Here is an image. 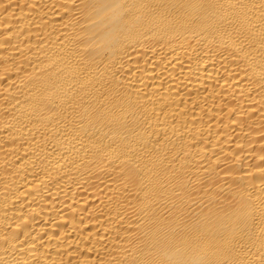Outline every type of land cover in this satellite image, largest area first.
I'll return each instance as SVG.
<instances>
[{
    "label": "bare ground",
    "instance_id": "6f19581e",
    "mask_svg": "<svg viewBox=\"0 0 264 264\" xmlns=\"http://www.w3.org/2000/svg\"><path fill=\"white\" fill-rule=\"evenodd\" d=\"M0 264H264V0H0Z\"/></svg>",
    "mask_w": 264,
    "mask_h": 264
}]
</instances>
